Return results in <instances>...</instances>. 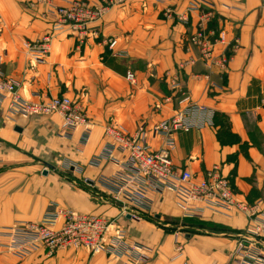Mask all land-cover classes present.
Wrapping results in <instances>:
<instances>
[{
    "label": "crops",
    "instance_id": "crops-1",
    "mask_svg": "<svg viewBox=\"0 0 264 264\" xmlns=\"http://www.w3.org/2000/svg\"><path fill=\"white\" fill-rule=\"evenodd\" d=\"M54 1L64 6L71 0ZM191 1L171 0L163 5L152 0L128 3H152L158 10H173L179 18ZM195 1L209 3L214 8L215 26L224 27L228 33L227 53H233L228 66L222 69L206 64L198 49L189 47V37L198 21V15L193 14L188 24H181L187 33L184 49L181 47L174 56H165L161 65L155 66L151 84L145 81L130 88L125 76L114 70L118 67L115 64L126 68V72L134 71L138 79L147 77L141 59L147 53L139 41L144 33L137 32L135 39L125 45L128 57L113 61L114 56L105 51L104 43L97 38L99 24L111 21V14L93 25L83 38L70 29L53 32L50 55L40 64L35 61V53L24 45L30 43L39 49L42 39L51 33L52 13L39 0H0L1 73L19 83V93L27 100H35V93L66 95L79 102L91 117L90 137L84 143L85 128H78L71 139H62L57 135L61 125L57 115L12 117L6 102L0 112V229L16 221H40L58 207L71 208L115 220L113 226L123 229L129 241L146 246L150 252L147 260L139 261L127 255L115 257L101 253L92 257L85 249H67L56 252L53 257L44 252L18 261L0 257V264L4 260H9L8 264L180 263L171 262L174 250L171 241L160 247L162 255L158 252L159 256L154 257L157 239L135 234L140 224L161 233V228L147 220L151 217L158 224L182 219L173 194L154 196L151 209L140 220H134L118 205L82 183L84 178L95 180L99 175L117 171L109 162L99 168L90 166L106 144L104 129L109 121L134 132L141 123L154 124L173 115L178 102L165 103V98L173 96L172 83L163 78L166 71L178 73L179 83L191 102L206 108L207 112L199 128L176 137L175 165L187 168L198 177L220 165L240 200L251 204L264 200V0ZM189 58L196 59V64L182 67ZM215 114L228 121L231 139L226 140L223 133L220 135L221 127L214 125ZM153 144L158 145L155 141ZM55 154L58 163L70 164L74 179L43 174L45 160ZM33 156L41 159H32ZM198 222H203L200 233L185 236L186 260L191 264H230L231 252L240 235L245 233L246 217L237 214L227 218L207 211Z\"/></svg>",
    "mask_w": 264,
    "mask_h": 264
},
{
    "label": "built area",
    "instance_id": "built-area-1",
    "mask_svg": "<svg viewBox=\"0 0 264 264\" xmlns=\"http://www.w3.org/2000/svg\"><path fill=\"white\" fill-rule=\"evenodd\" d=\"M130 1L71 0L67 5L58 6L54 0H39L52 13L54 21L51 33L42 39L39 49L30 43L24 46L35 53V61L42 64L52 50L53 32L70 29L79 32L83 38L109 11ZM152 1L163 5L171 0ZM213 10L209 3L193 0L179 19L187 24L193 14L198 15L189 40L190 47L198 49L206 64L225 69L232 60L226 50L229 45L228 33L224 27L215 26ZM166 11L173 13L171 9ZM104 45L108 46L114 57L126 56L116 49L117 40L109 39ZM222 47L223 50L220 49ZM195 64L196 59L189 58L181 66ZM135 77L130 71L126 79L135 84ZM206 78L209 79V76ZM19 89V83L6 78L0 71V112L7 102V112L12 117L57 115L62 120L57 134L60 138L71 139L78 128H85L84 143L89 140L91 117L79 102L68 96L53 97L43 93H36L35 100H27L20 95ZM170 90L173 96L165 98V103L178 102V108H174L171 117L154 124L141 123L134 132L116 124L106 125V144L90 166L99 168L102 163L109 162L117 167V171L112 175H99L95 180L84 178L83 185L101 193L134 220H140L151 209L154 196L165 192L173 194L176 206L182 213L181 218L186 221H200L207 211L227 218L241 214L246 217L247 226L231 252L230 264H264V200L252 204L240 200L220 165L213 166L201 177L175 165L173 153L177 150L176 137L199 128L207 112L206 108L191 102L181 83L172 82ZM183 103L185 106H182ZM153 141L158 143L157 147ZM114 223L115 220L109 221L102 215L58 207L40 221H16L2 228L0 255L24 259L38 252L53 256L60 250L85 249L92 257L106 253L109 256L127 255L139 261L147 260L150 253L148 248L129 241L125 231L114 227ZM178 240L177 235L175 243ZM183 251L184 247L178 245L171 262L191 264L186 261Z\"/></svg>",
    "mask_w": 264,
    "mask_h": 264
},
{
    "label": "rangeland",
    "instance_id": "rangeland-1",
    "mask_svg": "<svg viewBox=\"0 0 264 264\" xmlns=\"http://www.w3.org/2000/svg\"><path fill=\"white\" fill-rule=\"evenodd\" d=\"M111 14L113 16L111 21L106 20L105 24L100 23L98 26L99 27L98 28L99 34L97 37L98 42L104 43V42H107L109 39L117 40L118 45L116 46V49L118 48V51L125 52L128 57L125 45L128 44V42H131L132 39H135V34L137 32L144 33L143 37H141L139 41L142 43L143 50L147 53L141 59L143 62L142 64L144 65V69L146 70L145 71L146 76L149 78L146 77L147 79L146 78L142 79L140 77L138 79V76L132 70L133 72L131 73H133L136 76L135 77L136 83L132 84L130 82H127L130 88H134L133 86L136 87L138 86V84L139 85L143 83L145 84V81L151 84V82L154 81L153 77L155 74L154 73L155 66H160L165 56L168 57V56H171V54L174 56L177 53V51L180 50L181 47L182 49H184V47L187 45V41H186L187 33H184L185 30L181 27V24H183V26H185V24L179 18H177V15L175 13L168 14L167 11L165 10L164 11L158 10L157 7L152 3L138 2V3H132V4H129V3L124 4L120 6L119 8L117 7L116 9L114 8L113 10H111L105 16V19H107V16L108 15L110 16ZM190 37H189V40H190ZM105 47H106L105 51L108 54L112 55V52L108 50V46L105 45ZM189 47H190V43H189ZM226 50L228 51V48H226ZM231 52H233V50H231ZM232 54L233 53L229 55L232 56ZM112 58H113V61L115 59H119L118 57L117 58L112 57ZM116 64L115 66L116 67L118 66V67L114 68V70L122 77L125 76V79H126L127 73L130 71L126 72V68L120 67V65L118 64L116 65ZM150 69H151V72L149 74L148 71ZM165 77L168 78L169 83H172L174 81L175 82L180 81L178 73L169 74V72L166 71L165 74L163 75V78ZM110 124H116V123L114 121L113 122L109 121L107 125H110ZM225 138L226 140L231 139V137H225ZM32 159H41V158H39V156H35V157L33 156ZM45 161L46 163L48 162L54 167V169L48 170L47 175H52L54 177L61 175L68 179H74V176L72 173V167L70 166V164H68L67 166H64L58 163L56 154L54 155V157L52 156L50 159H46ZM41 169L45 170L46 167L43 165ZM49 184H53L54 187L56 186L55 182H50ZM147 220L155 223L158 228H161L162 229L161 233H158L152 228L144 227L142 224H140L138 226L139 230L136 231L135 234L136 236L142 234V235H146L149 237H155L157 239L158 245L156 246L157 251L154 257L159 256V253L162 255L160 247L164 245H169L170 241L173 246L172 249H174L172 250L173 253L175 252L176 247L178 245H182L184 247V251H183L184 255H186L185 236L188 233H193V234L200 233L201 228H203L201 227V224L203 222L186 221L184 219H172L166 224L165 222H161V224H158L155 221V218H152V217L148 218ZM197 228L199 230L196 231ZM177 235L179 237V240H178V243H175V238ZM46 256L48 255L46 254ZM53 256H48V257H53ZM0 257L9 258V259L13 258L18 261V259L13 256L3 255ZM8 263H9V260H4L1 264H8Z\"/></svg>",
    "mask_w": 264,
    "mask_h": 264
},
{
    "label": "trees",
    "instance_id": "trees-1",
    "mask_svg": "<svg viewBox=\"0 0 264 264\" xmlns=\"http://www.w3.org/2000/svg\"><path fill=\"white\" fill-rule=\"evenodd\" d=\"M221 118H218V115L215 114V117H214V125L217 124L218 126L221 127L222 132L220 133V135L223 133L224 134V137H232L230 135L231 133L229 132V123H228V121L226 119H224V118L223 119H221ZM223 129H224V131H223ZM193 222H198V221H193Z\"/></svg>",
    "mask_w": 264,
    "mask_h": 264
},
{
    "label": "water",
    "instance_id": "water-1",
    "mask_svg": "<svg viewBox=\"0 0 264 264\" xmlns=\"http://www.w3.org/2000/svg\"><path fill=\"white\" fill-rule=\"evenodd\" d=\"M16 131L20 132L21 129L16 128ZM45 167H46V169L44 170V173H43L44 175L48 174V170L54 169V167L52 165L48 164V163L45 164ZM128 218H130V216H128Z\"/></svg>",
    "mask_w": 264,
    "mask_h": 264
},
{
    "label": "bare ground",
    "instance_id": "bare-ground-1",
    "mask_svg": "<svg viewBox=\"0 0 264 264\" xmlns=\"http://www.w3.org/2000/svg\"><path fill=\"white\" fill-rule=\"evenodd\" d=\"M61 122H62V120H61Z\"/></svg>",
    "mask_w": 264,
    "mask_h": 264
}]
</instances>
